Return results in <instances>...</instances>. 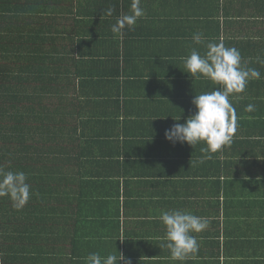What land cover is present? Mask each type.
Wrapping results in <instances>:
<instances>
[{
    "label": "crops",
    "instance_id": "obj_1",
    "mask_svg": "<svg viewBox=\"0 0 264 264\" xmlns=\"http://www.w3.org/2000/svg\"><path fill=\"white\" fill-rule=\"evenodd\" d=\"M84 1L103 10L96 35L62 21L72 5L82 16ZM43 3L58 42L81 28L77 40H92L66 47L68 117L53 124L58 153L47 159L58 192L36 191L45 212L55 211L50 243L61 252L52 264H87L92 253L122 254L118 264H264V66L256 59H264V0H141L144 16L122 36L111 26L131 0ZM208 42L237 48L261 79L229 97L238 116L232 143L202 162L203 143L173 144L165 131L194 114L195 95L218 87L190 77L181 59L193 48L203 55ZM171 210L210 220L194 234L195 259L172 261L161 248L159 217Z\"/></svg>",
    "mask_w": 264,
    "mask_h": 264
},
{
    "label": "trees",
    "instance_id": "obj_2",
    "mask_svg": "<svg viewBox=\"0 0 264 264\" xmlns=\"http://www.w3.org/2000/svg\"><path fill=\"white\" fill-rule=\"evenodd\" d=\"M84 4L82 16L77 6L62 9V21L72 20L75 27L88 29L87 34L94 28L96 35L103 10ZM44 5L43 0H0V168L25 172L34 193L19 210L8 197L0 198V264H52L61 252L50 243L55 211L45 212L49 204L41 203L36 191L58 192L47 159L58 153L53 124L68 117L62 90L72 65L66 47L76 50L92 40H77L81 28L78 34H61L58 42Z\"/></svg>",
    "mask_w": 264,
    "mask_h": 264
},
{
    "label": "clouds",
    "instance_id": "obj_3",
    "mask_svg": "<svg viewBox=\"0 0 264 264\" xmlns=\"http://www.w3.org/2000/svg\"><path fill=\"white\" fill-rule=\"evenodd\" d=\"M114 7H108L104 15L112 17ZM144 16L141 0H131L129 12L116 17L111 31L122 36L125 29H131L138 19ZM204 40L202 33H195L192 41L200 44ZM184 72L190 77H201L211 81L218 87L195 95L192 103L195 108L193 115L186 121L176 123L165 131V139L173 144L187 143L192 148L203 143L200 149L201 161L210 160L213 154L232 143L237 128L238 116L229 97L242 93L251 80L261 79L256 68L242 64L240 51L235 47H226L222 42H208L203 55L195 48L186 57H181ZM257 63L264 66V59L257 57ZM255 105L248 104L247 112H253ZM27 174L23 171H4L0 168V198L8 197L14 209H22L34 194L27 183ZM166 229L165 243L172 261L184 262L195 259L199 251L197 236L209 227L208 217L194 215L183 210L164 211L159 217ZM87 264H118L124 257L120 254L119 261L114 254L101 256L92 253L86 258Z\"/></svg>",
    "mask_w": 264,
    "mask_h": 264
}]
</instances>
